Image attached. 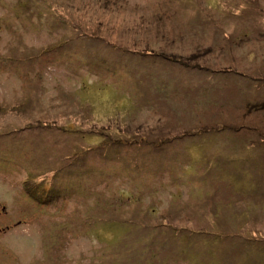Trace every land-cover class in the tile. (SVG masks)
<instances>
[{
	"label": "rangeland",
	"instance_id": "obj_1",
	"mask_svg": "<svg viewBox=\"0 0 264 264\" xmlns=\"http://www.w3.org/2000/svg\"><path fill=\"white\" fill-rule=\"evenodd\" d=\"M0 264H264V0H0Z\"/></svg>",
	"mask_w": 264,
	"mask_h": 264
}]
</instances>
